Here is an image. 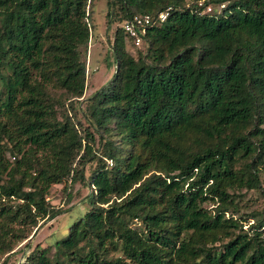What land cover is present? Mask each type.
<instances>
[{
    "label": "trees",
    "instance_id": "trees-1",
    "mask_svg": "<svg viewBox=\"0 0 264 264\" xmlns=\"http://www.w3.org/2000/svg\"><path fill=\"white\" fill-rule=\"evenodd\" d=\"M93 2L0 0V255L80 182L87 209L22 264H264V207L239 214L264 201V0H108L114 72L83 100ZM144 14L134 57L122 23Z\"/></svg>",
    "mask_w": 264,
    "mask_h": 264
},
{
    "label": "rangeland",
    "instance_id": "rangeland-1",
    "mask_svg": "<svg viewBox=\"0 0 264 264\" xmlns=\"http://www.w3.org/2000/svg\"><path fill=\"white\" fill-rule=\"evenodd\" d=\"M202 0H200L201 2ZM199 2V4H200ZM93 13L90 16V23L94 26L91 30V35L86 48L82 49L81 59L84 60L87 68L86 89L83 100L88 98L94 91L104 85L114 72V62L110 50V43L114 30L120 26L117 18H112L111 24L108 27V0H94ZM210 6V11L207 8L204 13H212L219 11L222 6ZM126 50L134 57L138 51L143 50V46H135L130 41L126 42ZM85 102L82 101L80 106L84 107ZM78 118L83 121V117L79 113ZM101 148V143H96V147ZM6 158L9 161L13 160V156L6 152ZM101 162L98 157L85 165V176L94 170ZM108 167H111L108 165ZM262 184L264 186V176H262ZM87 190L80 182L71 184L70 182H62L53 184L47 194V202L52 206L60 207L65 210L50 220H40L37 227L29 229V236L13 246L9 253L0 255V264H22L26 256L37 245L43 248H48L49 255L52 256L55 249L54 243L63 238L67 233L70 225L84 213L87 209L85 196ZM71 196L70 201H67V195ZM240 213H248L252 210H261L264 207V201L261 194L256 190L246 191L243 197L239 200ZM209 207L213 205L207 204ZM131 226L140 229L137 221H132ZM247 225H245L246 227ZM109 257H117L119 251L109 250Z\"/></svg>",
    "mask_w": 264,
    "mask_h": 264
},
{
    "label": "built area",
    "instance_id": "built-area-1",
    "mask_svg": "<svg viewBox=\"0 0 264 264\" xmlns=\"http://www.w3.org/2000/svg\"><path fill=\"white\" fill-rule=\"evenodd\" d=\"M201 3V2H200ZM209 9L210 11V6H207L204 10L203 13L206 9ZM170 8H166L163 11H160L158 13V19L159 21H164L168 15ZM151 23V17L148 14L144 15H135L132 18L126 19L122 23V27L127 34L129 41L134 44L135 46L140 47L143 43V35L146 32L147 27ZM108 165L111 166L112 162L110 160L107 161ZM262 236L264 238V227L262 229Z\"/></svg>",
    "mask_w": 264,
    "mask_h": 264
}]
</instances>
